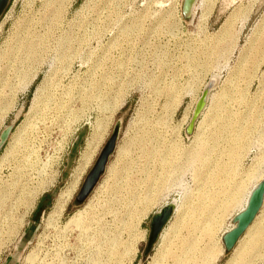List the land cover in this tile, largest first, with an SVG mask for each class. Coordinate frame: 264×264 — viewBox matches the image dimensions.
<instances>
[{"label": "rangeland", "instance_id": "374dc122", "mask_svg": "<svg viewBox=\"0 0 264 264\" xmlns=\"http://www.w3.org/2000/svg\"><path fill=\"white\" fill-rule=\"evenodd\" d=\"M181 4L10 1L0 19V132L14 124L0 152V264H264V205L232 252L220 242L264 179V0H198L190 20ZM118 121L105 172L78 205ZM171 202L144 257L149 221Z\"/></svg>", "mask_w": 264, "mask_h": 264}, {"label": "water", "instance_id": "95a60500", "mask_svg": "<svg viewBox=\"0 0 264 264\" xmlns=\"http://www.w3.org/2000/svg\"><path fill=\"white\" fill-rule=\"evenodd\" d=\"M10 1L11 0H0V19L8 8ZM196 2L197 0H182L181 15L184 20H190L192 18L194 13L193 8ZM215 81L216 80L212 77L208 80L207 84L201 92L200 97L196 101L191 118L187 126L185 127V134L187 137H191L193 135L196 123L198 122V119L206 108L210 93L216 86ZM13 126L14 124H10L0 132V152L9 138ZM119 130L120 121L116 123L111 137L101 150L93 169L84 181L82 188L75 200L78 205H81L86 200L88 195L91 193V191L97 184L100 177L105 172L108 159L114 152ZM46 203V201L42 202L40 210L38 211V215L41 213ZM263 203L264 179L260 181L251 191L245 208L241 210L238 214H236L234 218L230 221L229 225L232 224L233 228H231V230L225 232L222 235L221 240L225 253H230L234 250L239 240L244 236L247 229L251 226V224L254 222L255 218L259 214ZM174 212L175 204L171 202L161 207L157 212L152 215L149 221V234L147 243L143 250L144 257H147L153 250L154 245L157 243L162 231L164 230L167 223L170 221Z\"/></svg>", "mask_w": 264, "mask_h": 264}, {"label": "bare ground", "instance_id": "6f19581e", "mask_svg": "<svg viewBox=\"0 0 264 264\" xmlns=\"http://www.w3.org/2000/svg\"><path fill=\"white\" fill-rule=\"evenodd\" d=\"M197 1H198V0H197ZM194 8H195V5H194ZM194 8H193V11H194ZM213 78L216 80L215 83H217V78H216L215 76H214ZM25 88H26V87H25ZM37 91H40V90H37ZM36 93H37V92H36ZM35 98H36V97H35ZM35 103H36V102H35ZM37 105H38V104H37ZM5 108H6V107H5ZM1 113H2V112H1ZM162 156H163V155H162ZM155 157H156V156H155ZM162 158H163V157H162ZM160 159H161V158H160ZM165 160H166V159H165ZM162 161H163V160H162ZM166 163H167V162H166ZM166 163H164V165H165ZM259 182H260V181H258V183H259ZM253 189H254V188H253ZM253 189H252V190H253ZM252 190H251V191H252ZM71 193H72V192H67V194H63V195L60 196V198L58 199V201H57V205H58V206H57V207L59 208L60 211L63 210V208H64L66 202H68V200L70 199V197H71ZM249 193H251V192H249ZM249 193H248V195H250ZM248 195H247V197H246V199H245V202H244L242 208L240 209V211L243 210V209L245 208L246 203H247V200H248V197H249ZM166 204H168V203H166ZM166 204H164V206H165ZM263 205H264V203H263ZM262 208H263V206H262ZM262 208H261L259 214L262 212ZM240 211H239V212H240ZM259 214L257 215V217L259 216ZM257 217L255 218V220L257 219ZM233 218H234V217H233ZM233 218H232V219H233ZM76 219H77V218H76V215L73 216V217H71V219L68 220V223H67L66 225L69 226L70 224L75 223ZM255 220H254V222H255ZM254 222H253V223L251 224V226L247 229V231H248L249 229L251 230V227H252V225L254 224ZM73 226H74V225H73ZM231 228H233L232 224H230L229 227H228V229H227L226 231H224V232L221 234V236H220V242H221L222 247H223V244H222L221 237H222V235H223L225 232L231 230ZM247 231H246V232H247ZM246 232H245V233H246ZM244 235H245V234H244ZM207 236H210V235H207ZM245 236H246V235H245ZM161 237H162V235H161ZM241 239H242V238H241ZM241 239H240V240H241ZM240 240H239L238 243H240ZM237 245H238V244H237ZM237 245H236V246H237ZM211 246H212V245H211ZM212 248H213V246H212ZM212 248L209 247V252H208V253L205 252V253H206L205 256H206L207 258H209V259L211 258V257H209V255L212 256V254H213V253H212ZM213 249H214V248H213ZM234 249H235V248H234ZM206 251H207V250H206ZM222 251H224V247L222 248ZM234 252H235V251H234ZM205 253H204V254H205ZM202 254H203V253H202ZM205 256H204V257H205ZM206 257H205V258H206ZM207 258H206V259H207ZM213 259H214V258H213ZM203 262H204V261H203ZM204 263H205V262H204ZM198 264H199V263H198ZM227 264H236V263H235L234 260H230V261L227 262Z\"/></svg>", "mask_w": 264, "mask_h": 264}]
</instances>
